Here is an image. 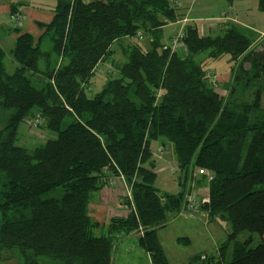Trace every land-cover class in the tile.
I'll return each mask as SVG.
<instances>
[{
    "label": "trees",
    "instance_id": "trees-1",
    "mask_svg": "<svg viewBox=\"0 0 264 264\" xmlns=\"http://www.w3.org/2000/svg\"><path fill=\"white\" fill-rule=\"evenodd\" d=\"M174 6V0H57L51 19L37 23L41 35L23 31L22 23L12 26L11 73L0 47V105L11 110L8 133L0 137V248H18L27 264H38L37 257L114 264L120 235H130L150 264H169L157 232L181 211L186 184L199 177L208 182V201L200 208L220 214L231 230L217 257L199 254L192 261L264 264L260 89L243 99L251 78L264 75V47L251 48L252 31L233 23L215 36L187 24L181 54L161 42L162 27L176 20ZM258 8L264 11V0ZM13 13L21 19L14 7ZM139 32L147 48L138 40L125 46V61L115 65L110 59L113 68L103 86L90 93L95 67L110 58L111 45ZM46 38L49 49L43 47ZM226 54L237 64L218 91L203 62ZM199 55L204 59L196 61ZM27 119L40 120L48 133L33 148L17 143L18 127ZM161 137L174 147L176 192L154 185L151 142ZM114 177L129 188L123 198L127 213L100 224L91 198ZM245 231L249 237L238 241ZM253 234L259 238L255 245ZM182 239L189 242L177 241ZM231 241L227 259L225 244Z\"/></svg>",
    "mask_w": 264,
    "mask_h": 264
},
{
    "label": "rangeland",
    "instance_id": "rangeland-1",
    "mask_svg": "<svg viewBox=\"0 0 264 264\" xmlns=\"http://www.w3.org/2000/svg\"><path fill=\"white\" fill-rule=\"evenodd\" d=\"M253 4V1H249ZM240 4V10L236 13V17L239 21L242 22H252L255 25L260 24L262 26L261 28L264 30V20H263V13L254 12L256 11L255 7L253 5L251 6L252 9H249L250 12L245 9V5ZM227 2L226 0H212V7L210 6L209 9L205 11H200L198 13V10H201L196 6L192 12L191 16H198V14H206L208 16H216L218 15V12L220 10H227ZM212 23H215L216 20H210ZM11 26L13 24L10 22ZM205 25H209L206 21L203 22ZM9 25V24H8ZM5 25L4 26H8ZM179 27V24H173L168 25L163 29L164 31V37L168 36L167 34H172L176 31V28ZM251 38L257 39L262 37L263 35H257L253 31L250 34ZM264 39V38H262ZM261 41L263 42V40ZM126 40H121L120 42L117 41L115 44H113V61L116 64H121L124 62L125 57L123 55L125 46H126ZM5 48H7V41H5ZM180 53L181 46L180 44H177L175 46ZM182 54V52H181ZM225 57V56H224ZM222 56L221 59L216 60H208V63H206L207 68L209 67L210 70L215 69L216 72H220L221 68L226 67L227 63L225 62V59ZM240 60V59H239ZM237 60V62L239 61ZM233 64H237L234 63ZM232 64V67H233ZM231 67V68H232ZM244 67L247 68L248 64L245 63ZM113 67H109L106 72L102 75L100 80L95 81L93 84L90 85V93L97 92L101 89L102 85L104 84L106 80V76L108 73H110L111 69ZM228 68V67H227ZM230 68V69H231ZM210 76L217 81L218 85V91L222 90V86L220 85L222 82H227L229 76L223 75V76H217L214 73L208 72ZM96 77L97 73L94 74ZM250 76V74H249ZM244 84V82L242 83ZM242 84H240L237 87V92L240 91V88L242 87ZM228 90L234 85L232 81L227 84ZM260 89L261 94V103L262 107L264 108V75H262L259 79H252L251 78V84L249 85L248 89L245 91V94L243 96V99H248L250 97L251 99V93L252 91ZM226 92V95H228V91ZM225 93V92H224ZM237 95V99H240L241 95ZM240 96V97H239ZM11 114V110L4 109L0 105V137H5L8 133V129L4 130V127L7 125L9 115ZM48 133L45 129L42 128L41 124L35 123L33 119H27L25 122H22L18 127V144L22 145L26 148H33L41 143H43L47 137ZM151 148L153 151L155 150L154 142L151 143ZM156 151V150H155ZM154 153L156 154V152ZM170 155V156H169ZM160 159L157 158L154 165V170L156 173L154 185L159 189L160 192L167 191V192H176L179 187L177 185L176 181V173H173L175 163L173 158V153L170 151V153L162 152L160 154ZM172 157V160L170 158ZM162 158V159H161ZM205 180H202L201 178H193L192 181H190L188 184H186L185 187V194H194L199 195L201 191H203V183ZM115 180L111 181L108 184V189L111 186V193L107 196H102V192L96 191L92 198H91V211L94 215L95 219L99 221L100 224H106L110 213H114L112 209V204L115 201V197L117 198L118 203L122 207V209L127 210L126 206L123 205V198L127 195L126 193V184L121 181L119 185H116L114 183ZM107 192H110L109 190H106ZM101 193V194H100ZM203 195H199L198 199H201ZM117 212V211H115ZM102 213V214H100ZM196 220L205 222L206 225H202ZM231 230L230 223L222 218L220 214L210 215L208 212H202V211H194L191 212L189 215L181 214V212H177L176 214H171L168 217L167 223L164 227L160 228L157 232L159 241L161 243V246L167 256V259L169 261V264H196L192 261V258L195 255H205L206 257H217L219 247L225 243L227 235L229 234ZM96 234L100 232L99 229L94 231ZM121 239H124V243L122 244V253L120 255H117V250L119 248V244L121 241L117 242V250L114 251V264H150L149 258L147 254L141 250L135 243V239H127L130 237V235L123 236L120 235ZM178 237H187L189 239V242L186 240H180L177 241ZM249 237L248 232H241L237 236L238 241H243ZM252 243L251 245H255L259 238L256 234L252 235ZM120 240V238H119ZM233 245V241L228 242L225 244V255L226 258H229V252L231 250V247ZM121 246V244H120ZM35 260L38 262V264H58L55 260L48 258V257H37ZM0 264H27L26 258L23 254L20 253L18 248H0Z\"/></svg>",
    "mask_w": 264,
    "mask_h": 264
},
{
    "label": "crops",
    "instance_id": "crops-1",
    "mask_svg": "<svg viewBox=\"0 0 264 264\" xmlns=\"http://www.w3.org/2000/svg\"><path fill=\"white\" fill-rule=\"evenodd\" d=\"M57 0H0V47L5 51V59H4V64H5V68L6 71L8 73H11L16 64L13 61L12 55L10 50L13 48L14 45V36L12 34V26L9 23V15L11 13V8L14 7L15 11L17 10L18 12L21 13V23H22V27L21 29L23 31L29 32L34 36H39L42 34L43 30L37 27V23L38 22H48L52 15H53V8L56 4ZM249 1H253V4L250 3ZM241 2L243 3L242 5H245V9H247L248 12H250L249 9H252L251 6L253 5V7H255L256 11L254 12H259V13H263L264 16V11H261L258 8V0H232V2L230 4H227V10H220V12H218V15L216 16H208L206 14H198V16H191V12L192 10L198 6L199 9L198 13L200 11H205L207 9L210 8V6L212 7V0H176V4L174 6L175 8V13H176V20L174 21H168L163 27H162V38H161V42L163 44L165 43H169V39L170 37L176 35L178 32H180L185 25L187 24H194L197 29L199 34L201 35H205V34H209L212 36H215L217 34H219L221 32V30L224 28V25H226L227 23H233L241 28L253 31L255 34L257 35H263L260 38L254 39L251 45V48H263L264 47V30L261 28L262 26H260V24H254L252 22H242L239 21L238 18L236 17V13L240 10V4ZM222 11H226V19H224L223 22H220V20L216 19L219 17L220 13ZM210 20H216L215 23H212ZM264 20V17H263ZM206 21L209 25H205L203 24V22ZM6 23V25L8 26H4ZM173 24H179V27L176 28V31L173 32L172 34H167L168 36H166V38L164 37V31L163 29L165 27H167L168 25H173ZM147 37L143 34H139L135 37H124L121 40L125 41L127 43V45L133 43V41L138 40L139 43L144 47L147 48L148 46V42H146ZM261 39L263 40V42L261 41ZM5 41H7V48H5L6 44ZM120 42V41H119ZM116 42H114L113 44H115ZM113 44L111 45V51H114L113 48ZM43 47L46 49L50 48V44H49V40L48 38H46L45 40H43ZM181 50L183 51V47H181ZM225 56V57H224ZM114 54L112 52V55L110 56L109 59H107L104 62H100L96 65L94 73L91 77V82H95L97 80H100L102 75L104 74V72L107 71V69L109 67H111V63H110V59L113 60ZM225 62L227 63L226 67L223 66V68H221L220 72H216L215 69L210 70L209 67L207 68V64L208 60L206 59L203 63L205 64V68L207 72H211L216 74L217 76H225L226 74L229 76L230 74V68L232 67L233 62L230 60L229 55H223ZM222 58V57H221ZM221 58L215 59L214 62L216 60H219ZM204 59L203 55H199L195 58L196 61H201ZM212 60V59H210ZM125 61V60H124ZM114 62V61H113ZM228 67V68H227ZM95 72L97 73V76L94 77ZM226 75V76H227ZM37 77H41L40 75H37ZM229 79V78H228ZM91 83V84H93ZM225 83V82H223ZM103 86V85H102ZM154 145H155V152L154 153L153 149L151 148L152 151V159L155 162L157 158L160 159V154H162V152H167L170 153V151L173 153V158L175 157V153H174V147L171 143L167 142L165 138H159L156 141H153ZM152 143V142H151ZM170 156V155H169ZM162 159V158H161ZM172 160V157L170 158L169 161ZM174 163H176V158L174 160ZM197 178V177H196ZM115 180L114 183H116V185H119L123 181L122 178L120 177H114L113 181ZM108 185H105L103 188H101L100 190H98V192H102V196H107L108 194L111 193V186H109L110 188L108 189L107 187ZM106 190H109L110 192H107ZM126 193L127 195H129V188L126 186ZM167 192V191H165ZM208 193V182L204 181L203 183V191H201V193L199 195H203L206 196ZM101 194V193H100ZM198 195V196H199ZM120 203V202H119ZM117 201V198L115 197V201L112 204V207L110 209H112V211H114V213L109 212L110 213V217L111 216H122L125 215L127 213L126 210L122 209V207L120 206V204ZM117 211V212H115ZM102 214V213H100ZM109 217V218H110ZM196 222L200 223V224H204L206 225V221L202 222L199 220H196ZM124 243V241H121V246L120 244L118 245L119 248L117 250V246L115 248V251L117 250V255H120L122 253V244Z\"/></svg>",
    "mask_w": 264,
    "mask_h": 264
},
{
    "label": "built area",
    "instance_id": "built-area-1",
    "mask_svg": "<svg viewBox=\"0 0 264 264\" xmlns=\"http://www.w3.org/2000/svg\"><path fill=\"white\" fill-rule=\"evenodd\" d=\"M174 4H176V0H174ZM226 16V12L225 11H222L219 15L218 20L222 19V18H225ZM9 19H10V22L13 24V26H18L21 24V19H20V14L19 13H13V14H10L9 15ZM141 35V33L139 32L138 35ZM183 35V29L178 32L175 36H173L169 43L172 47H175L177 44H179V39L182 37ZM35 123H40V120L38 119H34ZM197 174H206L207 175V180L209 181L211 178H212V175L210 173H208L207 171H205L204 169H198L197 170ZM208 201V197L207 196H203L201 199H198V195H192V194H187L185 195V203L183 204V208L181 209V214H184V215H189L191 214V212H196V211H202L203 213L204 212H207L205 210H202L200 208V204H202L203 202H206Z\"/></svg>",
    "mask_w": 264,
    "mask_h": 264
}]
</instances>
